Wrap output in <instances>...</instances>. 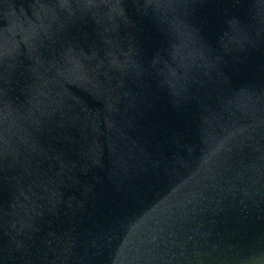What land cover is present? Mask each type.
<instances>
[{
    "label": "water",
    "instance_id": "1",
    "mask_svg": "<svg viewBox=\"0 0 264 264\" xmlns=\"http://www.w3.org/2000/svg\"><path fill=\"white\" fill-rule=\"evenodd\" d=\"M0 264H264V0H0Z\"/></svg>",
    "mask_w": 264,
    "mask_h": 264
}]
</instances>
